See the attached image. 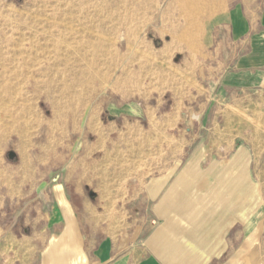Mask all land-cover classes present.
<instances>
[{
	"label": "rangeland",
	"instance_id": "obj_1",
	"mask_svg": "<svg viewBox=\"0 0 264 264\" xmlns=\"http://www.w3.org/2000/svg\"><path fill=\"white\" fill-rule=\"evenodd\" d=\"M206 2L0 0L6 205L41 207L27 190L59 184L132 224L153 219L140 185L195 168L203 205L226 198L228 219H243L222 262L264 264V95L216 86L224 67L200 49Z\"/></svg>",
	"mask_w": 264,
	"mask_h": 264
},
{
	"label": "crops",
	"instance_id": "obj_2",
	"mask_svg": "<svg viewBox=\"0 0 264 264\" xmlns=\"http://www.w3.org/2000/svg\"><path fill=\"white\" fill-rule=\"evenodd\" d=\"M203 13L200 49L211 71L224 67L216 86L264 95V0H207ZM197 172L168 168L140 185L139 207L149 205L153 219L126 225L90 210L91 201L75 202L64 185L27 190L39 192L38 208L14 209L0 195V264H228V231L243 219H228L226 198L203 205ZM20 188L8 185L7 197ZM103 219L114 220L104 229Z\"/></svg>",
	"mask_w": 264,
	"mask_h": 264
},
{
	"label": "water",
	"instance_id": "obj_3",
	"mask_svg": "<svg viewBox=\"0 0 264 264\" xmlns=\"http://www.w3.org/2000/svg\"><path fill=\"white\" fill-rule=\"evenodd\" d=\"M9 157H10V159H14L16 157V155H15V153H10Z\"/></svg>",
	"mask_w": 264,
	"mask_h": 264
},
{
	"label": "bare ground",
	"instance_id": "obj_4",
	"mask_svg": "<svg viewBox=\"0 0 264 264\" xmlns=\"http://www.w3.org/2000/svg\"><path fill=\"white\" fill-rule=\"evenodd\" d=\"M155 58V57H154Z\"/></svg>",
	"mask_w": 264,
	"mask_h": 264
}]
</instances>
